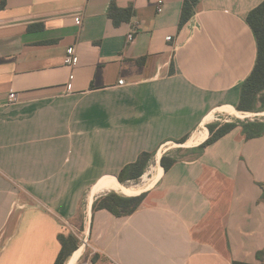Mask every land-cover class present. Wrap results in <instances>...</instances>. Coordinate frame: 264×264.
Listing matches in <instances>:
<instances>
[{"label":"crops","instance_id":"0c3cea01","mask_svg":"<svg viewBox=\"0 0 264 264\" xmlns=\"http://www.w3.org/2000/svg\"><path fill=\"white\" fill-rule=\"evenodd\" d=\"M262 1L201 0L180 29L184 0H0V264H55L77 231L91 252L76 264H260L264 135L237 127L195 150L215 114L238 111ZM113 2L130 22L114 26ZM169 144L187 148L166 172ZM142 153L145 174L120 183ZM111 193L145 198L127 217L94 211Z\"/></svg>","mask_w":264,"mask_h":264},{"label":"trees","instance_id":"16d2710c","mask_svg":"<svg viewBox=\"0 0 264 264\" xmlns=\"http://www.w3.org/2000/svg\"><path fill=\"white\" fill-rule=\"evenodd\" d=\"M201 0H184L179 28L182 29L195 15ZM135 16L134 8H118L113 2L111 4L108 17L112 20L114 26L119 27L123 23H128ZM247 23L253 30L258 46V56L256 65L241 86L240 100L236 109L243 113L260 114L264 113V0L254 8L247 17ZM237 127H241L247 140L257 139L264 135V119H254L241 121L237 120L229 123H212L207 125L210 132L209 139L197 147V155H202L204 150L213 143L217 142ZM188 138H183L178 143L185 144ZM155 157V153H142L136 162L126 166L118 179L124 184L127 181H137L146 172L149 164ZM179 161L178 156L171 157L164 155L161 159V166L166 172L169 171ZM145 194L137 197H124L116 193H111L95 201L93 210H107L118 218L127 217L134 214L142 205ZM83 229V225L80 226ZM59 241L62 250L55 264H66L67 260L80 248V243L75 234L65 236L59 235ZM264 253L257 254L260 264H264ZM96 262V257L93 259ZM233 264H250L245 262L234 261Z\"/></svg>","mask_w":264,"mask_h":264},{"label":"rangeland","instance_id":"374dc122","mask_svg":"<svg viewBox=\"0 0 264 264\" xmlns=\"http://www.w3.org/2000/svg\"><path fill=\"white\" fill-rule=\"evenodd\" d=\"M217 114H215L213 116V118L211 119L213 123L224 124V123L234 122V121H237V120L246 121V120H254V119H264V115L263 116H254L253 115V116H249V117H246V118H237V117H233L232 115L229 116L228 114H221V115L220 114L217 115ZM205 132H206V130H203L201 133H205ZM166 148H170V150H172V153H174L177 150H178V152H180V151L184 150L187 147H184V146L182 147V146H179L177 144H169ZM182 148H184V149H182ZM184 154H185L184 152L179 154L178 158H182L183 159L184 158V156H183ZM138 184H140V182L136 183V185H138ZM129 185L132 186V185H135V184H129ZM75 235H76L77 240L80 243V247L84 245L83 254L91 252V243H90V240H89L88 233L87 232L83 233L81 231H77Z\"/></svg>","mask_w":264,"mask_h":264},{"label":"built area","instance_id":"2783aa9c","mask_svg":"<svg viewBox=\"0 0 264 264\" xmlns=\"http://www.w3.org/2000/svg\"><path fill=\"white\" fill-rule=\"evenodd\" d=\"M163 1H159V7H158V12L161 13L163 10ZM77 24H80V19H76ZM168 40H171V38L169 37ZM65 63L66 65L70 66V67H75L78 65L79 63V57L76 54V51L74 48H69L67 50V55H66V59H65ZM71 79H73V76H71ZM124 82L120 81V85H123ZM72 88V84L69 83L68 84V89ZM19 101V95L18 93H11L9 95L8 98V103L9 104H16Z\"/></svg>","mask_w":264,"mask_h":264},{"label":"bare ground","instance_id":"6f19581e","mask_svg":"<svg viewBox=\"0 0 264 264\" xmlns=\"http://www.w3.org/2000/svg\"><path fill=\"white\" fill-rule=\"evenodd\" d=\"M229 116L232 115L233 117H237V118H246V117H249V116H258L257 114H252V113H242V112H238V111H233V112H229L227 113ZM246 114V115H245ZM263 114H259V116H263ZM212 117V116H211ZM209 117V119L211 118ZM152 167V166H151ZM151 179V178H150ZM150 182V181H149ZM144 185V184H143ZM126 186V185H125ZM123 188V187H122ZM83 248H84V245L79 248L76 252H74L72 254V256L67 260L66 264H76L77 261L80 259V257L82 256L83 254ZM81 261V260H80Z\"/></svg>","mask_w":264,"mask_h":264},{"label":"water","instance_id":"95a60500","mask_svg":"<svg viewBox=\"0 0 264 264\" xmlns=\"http://www.w3.org/2000/svg\"><path fill=\"white\" fill-rule=\"evenodd\" d=\"M260 114H263V113H260ZM259 116V114H257Z\"/></svg>","mask_w":264,"mask_h":264}]
</instances>
